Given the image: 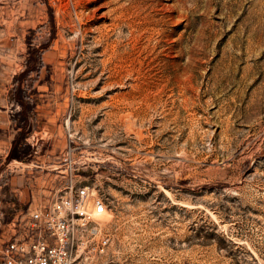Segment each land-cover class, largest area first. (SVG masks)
Returning a JSON list of instances; mask_svg holds the SVG:
<instances>
[{
	"label": "rangeland",
	"instance_id": "1",
	"mask_svg": "<svg viewBox=\"0 0 264 264\" xmlns=\"http://www.w3.org/2000/svg\"><path fill=\"white\" fill-rule=\"evenodd\" d=\"M67 1L0 0V260L74 182L107 203L94 264H264V0H148L163 31L138 54V89L103 88L96 43L103 13L132 20L137 0L90 1L84 39Z\"/></svg>",
	"mask_w": 264,
	"mask_h": 264
},
{
	"label": "built area",
	"instance_id": "2",
	"mask_svg": "<svg viewBox=\"0 0 264 264\" xmlns=\"http://www.w3.org/2000/svg\"><path fill=\"white\" fill-rule=\"evenodd\" d=\"M106 209L93 187L71 182L49 204L30 211L25 228L4 246L0 264H94L111 241L98 217Z\"/></svg>",
	"mask_w": 264,
	"mask_h": 264
},
{
	"label": "bare ground",
	"instance_id": "3",
	"mask_svg": "<svg viewBox=\"0 0 264 264\" xmlns=\"http://www.w3.org/2000/svg\"><path fill=\"white\" fill-rule=\"evenodd\" d=\"M72 1L74 4L73 8L75 9V13H73L72 10H70V11L67 10L68 11V13L66 12L67 15H65V16L63 15V16H64V18L68 17L69 21H66L65 23H66V25H68L70 28L73 29V32H75L77 34V36L79 35L82 39H84L86 34L88 33V30L86 28H83L82 24L84 23V19L86 17H88L89 14L91 15V13L93 12V15H94V10H90L88 5H87L92 0H68L67 5H71L70 3ZM133 2H135V1H133ZM135 4H136L135 5V11H133L134 15L132 14V17L130 18L132 20H128L129 14L127 11H124L125 10L124 6H116L115 8L113 7V9L110 10L109 12L103 13V15H112V14H109L111 12V13H114V15H115L114 17L111 18L112 22L110 24H106V25H102L101 27H98V32H97V36H96V43L103 47L102 53L105 55V58L101 62L103 63L104 69H106V68L108 69V75L106 77L108 80L105 83V85L103 84L104 85L103 88H105L106 86H112V85L117 84V83L124 84L127 79L130 81L131 80L134 81V83L131 84L132 88H137L141 84V83H139L140 82L139 79H141V74H142L141 69H140L141 60H140V57H138V54L140 56L144 53H147V56H148L151 53H153L155 48H156V43L152 44V45L150 44V42L152 41V34L154 32H156V35H157V33H160L161 31H163L161 29L162 27H160V21L161 20L158 19L159 18L158 16H157L158 18L155 16L156 13H155V15L151 13L150 10L152 8V4L149 3L148 0H137ZM65 8H67V7L65 6ZM128 9H129V7H128ZM65 11H66V9H65ZM63 14H64V11H63ZM136 18L139 20L138 23L140 25H138V23L135 22L137 24V26H132L131 24L134 22V19L136 20ZM129 25L131 27V30H130L131 34L133 36L131 47L136 52V54H137L136 56L132 51L128 50V48L125 46L126 44L123 43L124 40H123L122 30L125 26H129ZM113 30H115V31L118 30L117 32L119 34L118 38H116L114 41L111 40V37H112L111 32ZM142 33L147 34L149 37V41H147L146 43L140 42ZM133 55L135 57H133ZM130 61H131V66H132V63H134V66H132L129 69L126 67L128 69V71L126 73H124V71H122V69H123L122 66H124L126 63H128ZM108 64H110L111 68L108 67ZM103 71L104 70H102V72ZM98 79L96 78V80H93L90 82H97ZM142 85H144V84H142ZM134 90H136V89H134ZM143 115H145V114H143ZM128 116H129V118H131L130 117L131 115H128ZM133 116H135L134 113H133ZM137 117H138V115H137ZM106 213H104L103 217H101V215L99 214V216H100L99 218H101V220L106 219Z\"/></svg>",
	"mask_w": 264,
	"mask_h": 264
},
{
	"label": "trees",
	"instance_id": "4",
	"mask_svg": "<svg viewBox=\"0 0 264 264\" xmlns=\"http://www.w3.org/2000/svg\"><path fill=\"white\" fill-rule=\"evenodd\" d=\"M25 74V72L23 73V75ZM18 78H16V81H17ZM14 100L21 104L23 107L25 106V94H24V91L20 88V90L17 92V94L15 95L14 97ZM22 121H27V116H25L24 114H22ZM26 135L22 134L21 135V139L22 140L23 138H25ZM30 148V145L28 143H25V149H28ZM10 157H13V155H10Z\"/></svg>",
	"mask_w": 264,
	"mask_h": 264
},
{
	"label": "crops",
	"instance_id": "5",
	"mask_svg": "<svg viewBox=\"0 0 264 264\" xmlns=\"http://www.w3.org/2000/svg\"><path fill=\"white\" fill-rule=\"evenodd\" d=\"M40 208H42V207H40Z\"/></svg>",
	"mask_w": 264,
	"mask_h": 264
}]
</instances>
